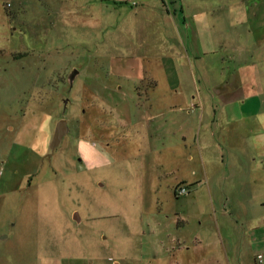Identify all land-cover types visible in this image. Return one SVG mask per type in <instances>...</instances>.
<instances>
[{"label": "rangeland", "instance_id": "1", "mask_svg": "<svg viewBox=\"0 0 264 264\" xmlns=\"http://www.w3.org/2000/svg\"><path fill=\"white\" fill-rule=\"evenodd\" d=\"M153 1L136 37L128 0H0V264L264 263V0ZM172 91L200 102L175 165L182 114L144 120Z\"/></svg>", "mask_w": 264, "mask_h": 264}, {"label": "crops", "instance_id": "2", "mask_svg": "<svg viewBox=\"0 0 264 264\" xmlns=\"http://www.w3.org/2000/svg\"><path fill=\"white\" fill-rule=\"evenodd\" d=\"M131 1V0H129ZM135 1V0H133ZM148 2L150 4H144L140 7H135L136 6V3L133 4H128V8L126 7L124 9V15H125V18L126 19H129V22H127L128 26H126L123 30H130V31H133V35L136 36V37H140L139 35L142 33L141 32V29L144 28V26L149 23H153L154 24V31H155V34L157 33V35H159V33H161L162 31H159L161 30V27H159V18L158 16L160 15V19L162 18H166L168 17L167 16V12L162 9V7H160L157 3L155 4L153 0H148ZM156 10H160V12H156ZM140 17L142 18V20L140 21ZM158 18L155 22H153L154 19ZM181 26L183 28H186L187 29V24L184 22V18H182L181 20ZM116 29H118L119 27H115ZM159 38V41L158 43H160V48H156V53H153L154 51H150L148 52V54H145V53H142V57H154V59H163L164 61L162 63H158V65H160L162 68L164 67V64L166 63V61L168 60H176L177 58H179L178 56H175L177 52H175L173 49H171V45L167 46L164 43H162L165 39L163 38V34H160V36H158ZM173 50V51H172ZM126 54V55H133L135 56L134 54L137 53V52H134L133 48L130 49V51H127V52H114L115 56L114 58H118L120 55L122 54ZM131 53V54H130ZM180 55V53L178 54ZM140 59H143L141 57V54L140 56H138ZM147 59V58H146ZM171 64L173 65V63L171 62ZM133 65V64H132ZM128 69H127V73L129 71V73L135 71L138 75L137 78L139 77H142L143 76V72H144V67L143 69L141 68V73H138V70L136 67H133L131 66V63L128 65ZM133 70V71H132ZM143 70V71H142ZM147 70V69H146ZM119 71V70H118ZM151 79V78H150ZM151 83L152 85H154L153 83H155V81H153L151 79ZM151 85V86H152ZM122 87L123 85H114L112 86L111 88L109 87H106L104 90L107 89V91L109 90L110 92H114L117 96H119L122 92ZM170 91L172 89H169ZM106 91V92H107ZM176 92V91H175ZM173 93V91L171 92V97L172 99L168 100V101H163L162 99H154V100H150L148 101V104H149V107L150 108H154L156 109L152 115H148L147 117H144V120H155V118H159L161 115L164 114V109H167L168 112H176V114H182V115H175L174 117H171V121H172V129L174 128L175 129V132H177L176 134L178 135V144H175V145H171V146H168V148H166V151H168L171 156L170 157H173L172 160H173V164L175 165L178 164L180 162V156H181V150L180 149V146L183 145L185 146L186 145V139H187V135L189 134V132H191V130H193L195 127L194 123L191 124V114L192 112H194L191 108H197L199 106H196V104H200V102H196V99L194 96H185V95H177V97L180 99L176 100L174 99L175 95L177 93ZM188 94V93H187ZM105 104H108L105 99L103 98V101ZM201 107V106H200ZM187 108L189 109L187 111ZM179 112V113H178ZM135 122H130L131 125H133ZM137 123V122H136ZM201 121H199V125H200ZM142 124V123H141ZM194 125V126H193ZM161 127L158 128V125L156 127V125H154V129H157L159 131ZM191 129V130H190ZM147 130L150 131V127L148 125L147 127ZM154 152H156L154 150ZM159 152V151H158ZM185 158L191 160L192 159V155L190 153H188L187 155H183ZM170 160V159H169ZM171 162V160H170ZM172 164V165H173ZM186 178H182V177H179V181H183L185 180Z\"/></svg>", "mask_w": 264, "mask_h": 264}, {"label": "water", "instance_id": "3", "mask_svg": "<svg viewBox=\"0 0 264 264\" xmlns=\"http://www.w3.org/2000/svg\"><path fill=\"white\" fill-rule=\"evenodd\" d=\"M73 78H74V72L71 71L67 76L68 87L71 86ZM67 130L68 128H67L65 119L62 117L57 119V121L55 122L53 126L50 141H49V151L50 152L60 142L62 136L67 132ZM73 219L78 220V216L76 212L73 213Z\"/></svg>", "mask_w": 264, "mask_h": 264}, {"label": "built area", "instance_id": "4", "mask_svg": "<svg viewBox=\"0 0 264 264\" xmlns=\"http://www.w3.org/2000/svg\"><path fill=\"white\" fill-rule=\"evenodd\" d=\"M128 1H129V0H128ZM131 3L134 4V1L131 0ZM175 193H176V194H183V193H186V189H185L183 186L178 187V188L176 189V192H175ZM255 261H256V264H264V263H263V260H262V255H261V254H256V256H255Z\"/></svg>", "mask_w": 264, "mask_h": 264}]
</instances>
